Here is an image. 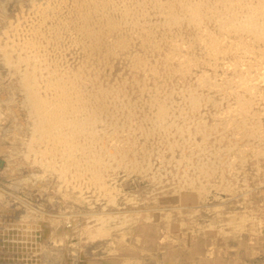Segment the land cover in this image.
<instances>
[{
  "label": "rangeland",
  "instance_id": "obj_1",
  "mask_svg": "<svg viewBox=\"0 0 264 264\" xmlns=\"http://www.w3.org/2000/svg\"><path fill=\"white\" fill-rule=\"evenodd\" d=\"M262 1L0 0V264H264Z\"/></svg>",
  "mask_w": 264,
  "mask_h": 264
},
{
  "label": "bare ground",
  "instance_id": "obj_2",
  "mask_svg": "<svg viewBox=\"0 0 264 264\" xmlns=\"http://www.w3.org/2000/svg\"><path fill=\"white\" fill-rule=\"evenodd\" d=\"M137 1H138V0H137ZM209 1H211V0H209ZM230 1H231V0H230ZM255 1H256V0H255ZM96 2H97V1H96ZM176 2H179V1H176ZM262 2H263V1H262ZM257 3H258V2H257ZM263 3H264V2H263ZM184 4H185V3H184ZM194 4H195V3H194ZM126 5H127V4H126ZM187 5H188V4H187ZM196 5H197V4H196ZM43 6H44V5H43ZM188 6L190 7V5H188ZM212 6H213V5H212ZM204 7H207V6H206V5H203V8H204ZM194 8H195V6H194L193 8L190 7L191 10L194 9ZM208 8H210V6H208ZM213 8H214V7H213ZM242 8H243V7H242ZM245 8H246V7H245ZM73 9H74V8H73ZM97 9H98V8H97ZM121 9H122V8H121ZM180 9L182 10V8H180ZM98 10H99V9H98ZM112 10H113V9H112ZM184 10H185V9H184ZM245 10H246V9H245ZM166 11H168V10H166ZM176 11H177V10H176ZM202 11H203V10H202ZM74 12H75V10H74ZM74 12H72V13H74ZM164 12H165V11H164ZM179 12H181V11H179ZM204 12H205V9H204ZM206 12H207V11H206ZM240 12H241V11H240ZM43 13H44V12H43ZM128 13H129V12H128ZM157 13H158V12H157ZM159 13H160V12H159ZM159 13H158V14H159ZM161 13H163V12L161 11ZM161 13H160V14H161ZM165 13H166V12H165ZM171 13H172V12H171ZM174 13H175V12H174ZM224 13H225V12H224ZM227 13H229V12H227ZM256 13H257V12H256ZM260 13H261V12H260ZM172 14H173V13H172ZM181 14H182V13H181ZM203 14H204V13H203ZM213 14H214V13H213ZM217 14H219V13H217ZM39 15H40V14H39ZM170 15H171V14H170ZM204 15H206V14H204ZM207 15H208V13H207ZM223 15H225V14H223ZM223 15H222L221 17H223ZM226 15H227V14H226ZM228 15H230V14H228ZM231 15H233L232 17L236 16V15H234V14H232V13H231ZM23 16H24V15H23ZM41 16H42V15H41ZM171 16L174 18L173 15H171ZM175 16H177V14H176ZM182 16H183V15H182ZM182 16H181V18H183ZM186 16H187V15H186ZM201 16H202V15H201ZM81 17H82V16H81ZM105 17H106V16H105ZM156 17H157V16H156ZM178 17L180 18V16H178ZM216 17H217V16H216ZM221 17H220V18H221ZM229 17H231V16H229ZM229 17H228V18H229ZM260 17H261V16H260ZM69 18H70V17H69ZM78 18H79V17H78ZM78 18H77V19H78ZM120 18H121V17H120ZM142 18H143V17H142ZM142 18H141V19H142ZM163 18L165 19V17H163ZM166 18H167V17H166ZM175 18H177V17H175ZM239 18H240V17H239ZM239 18H238V19H239ZM70 19H71V18H70ZM183 19H184V18H183ZM195 19H199V18H195ZM195 19H194V21H195ZM206 19H208V18H206ZM218 19H219V18H218ZM229 19H230V18H229ZM238 19H237V20H238ZM242 19H243V18H242ZM251 19H252V18H251ZM64 20H65V19H64ZM67 20H68V19H67ZM74 20H76V19H74ZM121 20H122V19H121ZM130 20H131V19H130ZM149 20H150V19H149ZM166 20H169V18L166 19ZM173 20H174V19H173ZM180 20H181V19H180ZM180 20H179V21H180ZM184 20H185V19H184ZM186 20H187V19H186ZM199 20H200V19H199ZM199 20H198V22H199ZM233 20H235V19H233ZM69 21H70V20H69ZM76 21H77V20H76ZM157 21H158V20H157ZM176 21H177V20H176ZM179 21H178V23H179ZM215 21H216V20H215ZM221 21H222V19H221ZM61 22H62V21H61ZM78 22H79V21H78ZM155 22H156V21H155ZM164 22H165V20H164ZM168 22H171V19H170V21H168ZM189 22H190V21H189ZM261 22H262V20H261ZM28 23H29V22H28ZM34 23H35V22H34ZM62 23H63V22H62ZM152 23H153V22H152ZM182 23H183V22H182ZM187 23H188V21H187ZM217 23H219V21H218ZM220 23H221V22H220ZM239 23H240V22H239ZM64 24H66V23H64ZM64 24H63V25H64ZM106 24H107V23H106ZM139 24H140V23H139ZM144 24H145V23H144ZM160 24H161V23H160ZM165 24H167V23H165ZM171 24H173V23H171ZM179 24H180V23H179ZM184 24H185V23H184ZM232 24H234V21H233ZM240 24H241L240 26H241V28H242V27H243V26H242V23H240ZM247 24H250V23H247ZM140 25H141V24H140ZM142 25H143V23H142ZM168 25H169V24H168ZM173 25H174V24H173ZM193 25H194V24H193ZM218 25H219V24H218ZM229 25H231V23H230ZM237 25H238V22H237ZM130 26H131V25H130ZM130 26H129V27H130ZM134 26H135V25H134ZM152 26H153V25H152ZM174 26H175V25H174ZM188 26H190V25H188ZM233 26H234V25H233ZM247 26L249 27V25H247ZM252 26H253V25H252ZM155 27L158 28L159 26H155ZM155 27H154V28H155ZM225 27H227V26H225ZM228 27H230V26H228ZM245 27H246V25H245ZM250 27H251V26H250ZM130 28H131V27H130ZM142 28H143V27H142ZM148 28H149V27H148ZM159 28H160V27H159ZM174 28H175V27H174ZM230 28H231V27H230ZM237 28H238V27H237ZM241 28H240V29H241ZM227 29H228V28H227ZM240 29H239V30H240ZM243 29H244V27H243ZM247 29H248V28H247ZM254 29H255V28H253V30H254ZM260 29H261V28H260ZM167 30H168V29H167ZM172 30H173V29H172ZM222 30H223V28H222ZM225 30H226V29H225ZM231 30H233V29H231ZM241 30H242V29H241ZM241 30H240V31H241ZM263 30H264V29H263ZM119 31H120V30H119ZM144 31H145V30H144ZM153 31H154V30H153ZM194 31H195V30H194ZM227 31H228V30H227ZM247 31H249V30H247ZM7 32H8V31H7ZM123 32H124V31H123ZM132 32H133V31H132ZM135 32H136V31H135ZM145 32H146V31H145ZM157 32H158V31H157ZM172 32H173V31H172ZM187 32H188V31H187ZM217 32H218V31H217ZM229 32H230V31H229ZM235 32H236V30H235ZM249 32H250V31H249ZM252 32H253V31H252V29H251V33H252ZM158 33H159V32H158ZM251 33H249V34H251ZM255 33H256V30H255ZM145 34H146V33H145ZM175 34H176V33H175ZM249 34H248V35H249ZM18 35H19V34H18ZM153 35H154V33H153ZM159 35H160V34H159ZM183 35H184V34H183ZM176 36H177V35H176ZM40 37H41V36H40ZM98 37H99V36H98ZM125 37H126V36H125ZM169 37H170V36H169ZM181 37H183V36L181 35ZM191 37H192V36H191ZM178 38H179V37H178ZM178 38H177V39H178ZM218 38H219V37H218ZM27 39H28V38H27ZM102 39H103V38H102ZM177 39H176V40H177ZM179 39H180V38H179ZM205 39H206V37H205ZM224 39H226V38H224ZM107 40H108V39H107ZM167 40H168V39H167ZM194 40H195V39H194ZM13 41H14V40H13ZM23 41H24V40H23ZM26 41H27V40H26ZM139 41H140V40H139ZM185 41H186V39H185ZM187 41H189V39H188ZM195 41H196V40H195ZM223 41H224V40H223ZM231 41H232V40H231ZM105 42H106V41H105ZM219 42H220V41H219ZM53 43H54V42H53ZM106 43H107V42H106ZM168 43H169V42H168ZM180 43H181V42H180ZM183 43H184V42H183ZM239 43H240V42H239ZM170 44H171V43H170ZM181 44H182V43H181ZM18 45H19V44H18ZM18 45H17V46H18ZM131 45H132V44H131ZM131 45H129V46H131ZM135 45H136V44H135ZM22 46H23V45H22ZM133 46H134V45H133ZM136 46H137V45H136ZM136 46H134V47H136ZM141 46H142V45H141ZM182 46H184V44H182L181 47H182ZM212 46H213V45H212ZM216 46H217V45H216ZM137 47H138V46H137ZM143 47H144V46H143ZM196 47H197V46H196ZM36 48H37V47H36ZM44 48H45V47H44ZM127 48H128V47H127ZM140 48H141V47H140ZM148 48H149V46H148ZM197 48H198V47H197ZM14 49H15V47H14ZM99 49L102 50L101 48H99ZM135 49H136V48H135ZM203 49H204V48H203ZM5 50H6V49H5ZM29 50H30V49H29ZM111 50H112V49H111ZM127 50H128V49H127ZM138 50H139V49H138ZM140 50H141V49H140ZM140 50H139V51H140ZM142 50H143V49H142ZM145 50H147V49H145ZM145 50H144V51H145ZM148 50H149V49H148ZM210 50H211V49H210ZM129 51H130V50H129ZM193 51H194V50H193ZM206 51H207V50H206ZM236 51H237V50H236ZM134 52H135V51H134ZM141 52H143V51H141ZM147 52H148V51H147ZM165 52H166V51H165ZM170 52H171V51H170ZM176 52H177V51H176ZM180 52H181V51H180ZM180 52H179V53H180ZM39 53H40V52H39ZM63 53H64V52H63ZM121 53H122V52H121ZM144 53H145V52H144ZM177 53H178V52H177ZM177 53L174 54L175 57H177V56H176ZM179 53H178V54H179ZM208 53H209V52H208ZM233 53H234V52H233ZM26 54H27V52H26ZM101 54H102V53H101ZM134 54H135V53H134ZM171 54H172V53H171ZM185 54H186V53H185ZM136 55H137V57H139L138 54H136ZM179 55H180V54H179ZM183 55H184V54H183ZM243 55H244V54H243ZM116 56H117V55H116ZM128 56H129V55H128ZM141 56H142V55H141ZM141 56H140V57H141ZM146 56H148V55L146 54ZM166 56H168V55H166ZM208 56H210V55H208ZM249 56H250V55H249ZM168 57H169V56H168ZM168 57H167V58H168ZM234 57H235V56H234ZM29 58H30V57H29ZM123 58H124V57H123ZM130 58H131V57H130ZM141 58H142V57H141ZM178 58H179V57H177V61H179V60L181 59V58H180V59L178 60ZM248 58H249V57H248ZM39 59H40V58H39ZM115 59H116V58H115ZM132 59H133V58H132ZM170 59H171V58H170ZM236 59H237V58H236ZM103 60H104V59H103ZM130 60H131V59H130ZM130 60H129V61H130ZM133 60H134V59H133ZM182 60H183V59H182ZM72 61H73V60H72ZM81 61H82V60H81ZM242 61H244V59L241 60V62H242ZM79 62H80V61H79ZM185 62H186V60H185ZM257 62H258V61H257ZM144 63H145V62H144ZM178 63H180V61H179ZM182 63H183V61H182ZM182 63H180V64H182ZM243 63H244V62H243ZM86 64H87V63H86ZM86 64H85V66H86ZM237 64H238V63H237ZM237 64H236V65H237ZM106 65H107V64H106ZM229 65H230V64H229ZM82 66H83V64H82ZM109 66H111V65H109ZM40 67H41V66H40ZM54 67H55V66H54ZM72 67H73V66H72ZM111 68H112V67H111ZM126 68H127V67H126ZM101 69H102V68H101ZM138 69H139V68H138ZM171 70H172V69H171ZM42 71H43V70H42ZM122 71H123V70H122ZM102 72H103V71H102ZM77 73H78V72H77ZM121 73H122V72H121ZM193 74H194V73H193ZM208 74H209V73H208ZM257 74H258V73H257ZM257 74H256V76H257ZM259 74H262V73H259ZM73 75H74V74H73ZM73 75H72V76H73ZM145 75H146V74H145ZM188 75H189V74H188ZM210 75H211V74H210ZM210 75H209V76H210ZM263 75H264V74H263ZM263 75H260L259 77H260V78H264ZM28 76H29V75H28ZM46 76H47V75H46ZM152 76H153V75H152ZM171 76H172V75H171ZM41 77H42V76H41ZM107 77H108V76H107ZM145 77H146V76H145ZM149 77H150V76H149ZM210 77H211V76H210ZM259 77H257L256 79H259ZM78 78H79V77H78ZM86 78H87V77H86ZM134 79H135V78H134ZM150 79H151V78H150ZM210 79H211V78H210ZM81 80H82V79H81ZM107 80H108V79H107ZM144 80H145V79H144ZM156 80H157V79H156ZM249 80H251V79H249ZM253 80H254V79H253ZM253 80H252V81H253ZM259 80H260V79H259ZM259 80H258V82H260ZM163 81H164V80H163ZM169 81H170V80H169ZM177 81H178V80H177ZM195 81H196V80H195ZM214 81H215V80H214ZM244 81H245V80H244ZM256 81H257V80H256ZM69 82H70V81H69ZM83 82H84V81H83ZM123 82H124V81H123ZM164 82H165V81H164ZM182 82H183V81H182ZM187 82H188V80H187ZM203 82H204V81H203ZM246 82H248V80H247ZM262 82H264V81L262 80ZM138 83H139V82H138ZM144 83H145V82H144ZM150 83H151V82H150ZM194 83H195V82H194ZM198 83H199V82H198ZM198 83H197V84H198ZM207 83H208V82H207ZM209 83H210V82H209ZM195 84H196V83H195ZM245 84H247V83H245ZM250 84L252 85V83H250ZM260 84H261V83H260ZM144 85H145V84H144ZM178 85H179V84H178ZM209 85H210V84H209ZM211 85H212V84H211ZM257 85H258V86H261V85H259V83H258ZM122 86H123V85H122ZM191 86L193 87L194 85L191 84ZM255 86H256V85H255ZM255 86H254V87H255ZM70 87H71V86H70ZM101 87H102V86H101ZM157 87H158V86H157ZM192 87H191V88H192ZM200 87H201V85H200ZM200 87H199V88H200ZM254 87H253V88H254ZM160 88H161V87H160ZM189 88H190V87H189ZM191 88H190V90H191ZM194 88H195V87H194ZM202 88H203V86H202ZM202 88H200V89H201V92L203 91ZM205 88H206V86H205ZM259 88H260V87H259ZM143 89H144V88H143ZM156 89H157V88H156ZM196 89H197V88H196ZM200 89H199V90H200ZM211 89H212V88H211ZM225 89H226V88H225ZM256 89H257V88H256ZM256 89H255V90H256ZM262 89H263V88H262ZM34 90H35V89H34ZM85 90H86V89H85ZM105 90H106V89H105ZM158 90H161V89L158 88ZM215 90H216V89H215ZM215 90H214V91H215ZM78 91H79V90H78ZM83 91H84V90H83ZM167 91H168V90H167ZM249 91H250V89H249ZM139 92H140V91H139ZM184 92H185V91H184ZM195 92H196V91H195ZM201 92H200V93H201ZM219 92H220V91H219ZM219 92H218V93H219ZM256 92H259V91H256ZM256 92H255V93H256ZM62 93H63V92H62ZM110 93H111V92H110ZM120 93H121V92H120ZM202 93H203V92H202ZM259 93H260V92H259ZM66 94H67V93H66ZM132 94H133V93H132ZM172 94H173V93H172ZM190 94H191V92H190ZM250 94H252L251 91H250ZM46 95H47V94H46ZM48 95H49V94H48ZM54 95H55V94H54ZM115 95H116V94H115ZM196 95H197V93H196ZM211 95H212V94H211ZM221 95H222V94H221ZM80 96H81V95H80ZM164 97H165V96H164ZM223 97H225V96L223 95ZM58 98H59V97H58ZM76 98H77V97H76ZM86 98H87V97H86ZM93 98H94V97H93ZM96 98H97V97H96ZM146 98H147V97H146ZM158 98H159V97H158ZM184 98H185V97H184ZM171 99H172V98H171ZM223 99H224V98H223ZM88 100H89V99H88ZM47 102H48V101H47ZM89 102H90V100H89ZM216 102H217V101H216ZM76 104H77V103H76ZM114 104H115V103H114ZM88 105H89V104H88ZM61 106H62V105H61ZM80 106H81V105H80ZM99 106H100V105H99ZM153 106H155V105H153ZM177 106H179V105H177ZM52 107H53V106H52ZM100 107H101V106H100ZM151 107H152V106H151ZM93 108H94V107H93ZM139 108H140V107H139ZM35 109H36V108H35ZM52 109H53V108H52ZM152 109H153V108H152ZM171 109H172V108H171ZM191 109H192V108H191ZM216 109H217V108H216ZM39 110H40V109H39ZM72 110H73V109H72ZM95 110H96V109H95ZM95 110H94V112H95ZM128 110H129V109H128ZM173 110H174V109H173ZM187 110H188V109H187ZM187 110H186V111H187ZM80 111H81V110H80ZM129 111H131V110H129ZM158 111H159V110H158ZM180 111H181V110H180ZM207 111H208V110H207ZM78 112H79V110H78ZM146 112H148V111H146ZM178 113L181 114L180 112H178ZM68 114H69V113H68ZM72 114H73V113H72ZM150 114H153V113H150ZM157 114H159V113H157ZM157 114H156V115H157ZM163 114H164V113H163ZM40 115H41V114H40ZM66 115H67V114H66ZM148 115H149V114H148ZM192 115H193V114H192ZM88 116H89V115H88ZM90 116H91V115H90ZM175 116H177V114H176ZM182 116H183V115H182ZM188 116H189V115H188ZM184 117H185V116H184ZM127 118H128V117H127ZM80 121H81V120H80ZM175 121H176V120H175ZM81 122H82V121H81ZM95 122H96V121H95ZM42 123H43V122H42ZM35 124H36V123H35ZM51 124H52V123H51ZM78 124H80V123H78ZM94 124H95V123H94ZM155 124H156V123H155ZM225 124H226V123H225ZM53 125H54V124H53ZM82 125H84V124H82ZM79 126H80V125H79ZM156 126H157V125H156ZM43 127H44V126H43ZM70 128H71V126H70ZM162 128H163V127H162ZM66 129H67V127H66ZM169 129H170V128H169ZM180 129H181V128H180ZM86 130H87V128H86ZM167 131H168V130H167ZM113 132H114V131H113ZM79 135H80V134H79ZM46 136H47V135H46ZM60 137H61V136H60ZM78 137H79V136H78ZM46 138H47V137H46ZM168 139H169V138H168ZM69 142H70V141H69ZM131 142H132V141H131ZM106 145H107V144H106ZM133 145H134V144H133ZM106 147H107V146H106ZM66 148H68V147H66ZM155 149H156V148H155ZM262 149H263V148H262ZM31 151H32V150H31ZM130 152H131V151H130ZM28 154H29V153H28ZM80 154H82V153H80ZM75 155H76V154H75ZM35 156H36V155H35ZM106 157H107V156H106ZM136 157H137V156H136ZM122 159H123V158H122ZM186 159H188V158H186ZM255 159H256V158H255ZM33 160H34V159H33ZM36 160H37V159H36ZM64 160H66V159H64ZM71 160H72V159H71ZM182 160H184V159H182ZM95 162H96V161H95ZM201 165H202V164H201ZM71 167H72V166H71ZM98 168H99V167H98ZM71 172H72V171H71ZM65 173H66V172H65ZM71 174H72V173H71ZM172 179H173V178H172ZM85 182H86V181H85Z\"/></svg>",
  "mask_w": 264,
  "mask_h": 264
}]
</instances>
